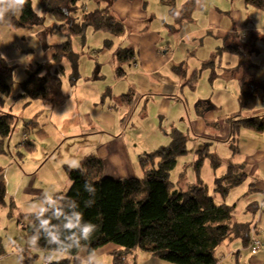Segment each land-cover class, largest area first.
Instances as JSON below:
<instances>
[{
	"label": "crops",
	"instance_id": "crops-1",
	"mask_svg": "<svg viewBox=\"0 0 264 264\" xmlns=\"http://www.w3.org/2000/svg\"><path fill=\"white\" fill-rule=\"evenodd\" d=\"M94 2L98 7L96 10H100V7L110 8L115 17L125 25L126 34L116 39L120 40L118 43L120 46L116 50L126 48L133 50L134 53L133 59L124 66V68L127 66L126 76L118 80L114 91L111 92V95L114 93L111 96L112 101L122 102L121 106L120 103H116L120 108L115 110L121 111L122 115L126 114L129 119L135 104L137 107L145 99L146 105L151 106L153 101L162 118L171 124V129L177 128L183 132L189 141H192L193 149L197 150V153L207 146L208 148L223 146L232 153L231 159L234 163L226 165L219 152H213L219 160L220 167L217 169L212 167L213 175L210 182L202 178L201 168H196L197 178L195 182L188 183L189 189L184 184L175 183L173 189L187 192L199 181L212 189L214 186L210 185L211 183L230 172L245 174L244 183L240 189H236L238 191L234 189L223 200L219 197V202L236 207L231 223L239 228L238 232L233 233L220 246H227L230 254L235 253L236 262H229L232 257L229 256L220 259L219 264H243L241 253L245 248L250 250L252 256H258L262 252L264 256V249L253 253L250 248L254 237L263 244L259 237L264 234V227L261 230L259 225L264 223V130L257 132L241 128L234 143L231 141L232 128L228 121L237 113H240L242 120H264V11L247 4L245 0H94ZM3 7L7 9L9 5L5 4ZM83 7V11H91L86 8V4ZM20 15L21 12L16 14L6 12L4 20L0 21V51L7 64L17 69L15 80L18 87L28 78V69H36L40 63L53 62L56 51L55 45L48 44L46 60L38 58L39 63L32 64V56L36 51L35 43L31 39L28 40L23 29L16 31L12 25L13 20ZM87 33L88 31L84 38H72L73 52L64 63L72 59L79 61L78 48L85 54L83 50L85 42H88ZM66 39L67 34L64 41ZM117 51L112 57L113 64L116 65L115 78L118 66ZM241 56L244 57L240 58ZM63 72L66 73L65 68ZM189 74L191 76L187 80ZM194 77L196 80L190 85ZM130 78L141 79L145 86L143 93L136 84L122 86ZM55 79L53 82L49 79L48 98L43 101V110H50L49 107L53 109L54 106L62 104L63 100L66 107L72 98L67 90H64V95L62 94V86L58 85V78ZM79 81L72 80L71 86L78 87ZM52 83L55 87L50 92ZM244 88L254 92L256 101L252 108L242 110L240 96ZM18 91L20 89L16 91L17 96ZM116 94L122 95L119 100L116 99ZM129 96H132V99L123 102V98ZM9 98L6 99V104ZM20 102H24L25 107L33 103L26 106L25 101ZM112 107L111 105L108 112L114 111ZM88 117L92 128L81 130L82 134L93 135V132L100 130H103V133L108 131L104 129L106 115L103 114L102 120L98 117L95 120L91 116ZM25 123L30 126L26 130L30 131L34 124L30 121ZM115 128L113 133L116 134L109 132L108 135L101 137L102 140L95 144L91 155L104 161L105 174L108 177H139L142 171L137 170L140 174L136 173L134 165L126 174L118 172L126 161L130 162L127 152L128 139L136 129L128 128V131L132 132L125 134L126 128L122 126V134L127 137H120L117 123ZM38 131L41 138L48 137L42 128ZM24 136L26 139V134ZM158 136L164 141L168 140V135H165L164 139L160 133ZM22 145L26 151H35V144H30L29 140ZM3 149L5 152H0V156L7 160V164L5 168L0 166V181L6 186L5 204L0 203V264H25V260L37 257L36 253L39 252L32 246L31 224L27 220V215L43 212L42 204L47 206L49 204L47 207L49 209L55 204V196L66 193L70 185L68 181L64 183L61 179L65 185L64 189V185H56L47 180L50 169L45 168L52 161L48 153L43 160L33 163L28 159L24 163L23 158L9 155L11 146L7 149V141L4 142ZM33 164L34 171L37 168L45 169L44 183L39 190L35 183L36 175L26 168ZM115 164H119V167H115ZM11 171L13 174L10 178ZM51 184L53 186L49 189ZM12 186L17 188L16 191L13 190L17 193L11 191ZM243 187H247L246 190L241 189ZM254 229L256 233L253 232ZM117 249L114 245H107L91 254H84L82 264H113L112 253ZM225 252L220 251V254L224 255ZM60 257L54 261L67 258V255ZM142 257L145 258L144 261L140 260ZM50 260L53 261L52 258ZM127 261L128 264H171L141 251H137L135 258L128 256ZM249 261L252 264H262V261L252 259Z\"/></svg>",
	"mask_w": 264,
	"mask_h": 264
},
{
	"label": "trees",
	"instance_id": "trees-1",
	"mask_svg": "<svg viewBox=\"0 0 264 264\" xmlns=\"http://www.w3.org/2000/svg\"><path fill=\"white\" fill-rule=\"evenodd\" d=\"M80 1H41L43 13L54 15L62 23L60 30L68 33L67 39L55 47L53 62L40 63L36 69L27 70L28 78L19 85L20 94L16 98L25 101L26 106L48 98L50 78L47 71L57 65L55 73L59 75L63 72L64 60L73 52V37L84 38L91 28L94 32L105 34L106 47L111 48L117 38L125 36V25L110 8L83 11L84 7L79 6ZM245 1L264 11V0ZM44 23L45 18L37 14L33 3L27 0L20 17L14 19L12 25L16 31H20L31 30ZM133 57V50L124 48L117 51V80L126 76V70L121 65L127 64ZM16 72L17 69L7 64L0 51V108L6 105V99L14 92ZM195 80L194 77L190 85ZM57 82L61 85L60 79ZM130 99L132 96L124 97L123 102ZM255 101L254 92L244 88L240 96L241 109L252 108ZM117 106L115 104L112 109ZM228 121L234 143L241 128L257 132L264 130L263 119L242 120L240 113L234 114ZM15 122L16 118L12 115L0 116L2 153L5 152L4 142L13 133ZM168 135L171 145L162 146L141 160L145 167L142 179L106 177L105 163L95 155L81 160L76 169L64 167L71 183L68 191L56 195L55 204L48 210L27 215L33 249L61 252L69 256L50 264H82L84 254H91L111 244L118 248L112 253L113 264H128V256L137 251L171 264H219L216 250L239 231L231 223L236 207L216 203L209 187L202 181L187 192L173 190L171 173L179 158L188 154L189 139L177 128H173ZM232 150H235V146ZM197 154L198 169L208 157L212 158L214 169L220 167L218 159L209 152L208 147ZM245 177V174L230 172L216 179L213 194L225 199L231 191L242 186ZM5 197L6 186L0 181V203L5 204ZM90 225L93 226L92 230L85 236L84 228ZM32 260H36V257L24 262L31 264Z\"/></svg>",
	"mask_w": 264,
	"mask_h": 264
},
{
	"label": "rangeland",
	"instance_id": "rangeland-1",
	"mask_svg": "<svg viewBox=\"0 0 264 264\" xmlns=\"http://www.w3.org/2000/svg\"><path fill=\"white\" fill-rule=\"evenodd\" d=\"M30 1L34 5L35 12L45 18V23L43 26L34 28L32 31L28 29L23 30V33L28 37V40L31 39V41L35 43L34 47L36 48V51L32 56V64H34L36 62L39 63L38 58L46 60L48 48L47 45H61L64 42V39L66 38V34L68 32L60 30L59 27L62 23L59 22L54 15L43 13L41 5L42 0ZM85 4L86 8L90 9L91 11H95L96 8H98L94 0H81L79 6L83 7ZM103 8L104 7H100V10H102ZM87 34L88 42H85L83 50L85 54H82L81 49L78 48L77 54L80 56L79 61L77 59V61L72 59L70 62L63 63L66 69L65 74L64 72H60L59 75L55 73L57 65H54L47 71L52 82L56 80V76L58 79H60L63 95L64 90H67L69 93H71L72 98L70 99V102L66 105V107H64V100L62 104L54 106L53 109L52 107H49L50 110L42 109L44 105L43 101H33L30 106L25 107L24 102H20L15 99L20 94V91H18V96L16 95L17 89H20L18 86H16L12 96L7 100L6 106L0 108V116L9 114L16 118L13 133L7 140V149L8 146H11V153H9V151L8 153L9 155H11V157L14 156L15 158H23L22 160H24V163L28 159L33 161V163L38 160H43L46 156L45 154L48 153L52 161L45 168L47 169L48 167L50 169L47 180H50V183H54L56 185L60 184L61 186L64 185L65 181H68L67 183H69L70 185L71 183L64 167L69 165L71 166V169H76L77 167H73V164L77 161L80 164L81 160L88 156H91L95 144L98 141L102 140L101 137L108 135L109 132L111 134H116L113 133V131L116 130L115 125L117 123L119 125L118 136L120 137H127L125 134L128 132H132L128 131V128L130 130L136 129V131L133 132V134H131L128 139L127 152L130 158V162L126 161V163H124L122 167L119 168L118 172H120L121 174H126L127 172L131 171V166L134 165L135 172L138 173L137 170H139L142 171V174L139 175V177H132L142 179L145 174V167L141 160L145 159L146 155L153 152L154 150L161 148L162 146L171 145L172 141L168 135L172 130L171 124L168 120L166 121L162 118V115H160L158 111V107L155 106V103L153 101H151L150 106L146 105L145 99H143L137 107L136 104L133 106L134 110L131 112V115L129 114L131 116V118L129 116V119L126 114L122 115L121 111L114 109L113 112H108V109L111 105L115 106L116 103H120L117 100L112 101L111 97L114 95V93H112L111 95V92L114 91L116 83L118 82V80L114 76L116 65L113 64L112 57L115 51H117L116 49L120 46L118 45L120 40H115V44L111 48H107L105 44V34L101 32L95 33L91 28L88 30ZM91 43L92 45H90ZM125 65L126 63L121 65L122 69L127 68V66L124 68ZM98 75L99 77H97ZM190 76L191 75L189 74L187 80L190 78ZM72 80L73 82L75 80H80L79 86L76 88L72 87ZM140 80V78H130L129 80L125 81L122 86L136 84L138 88H141L142 91L140 92L143 93L145 90V86ZM53 85V83L50 85V92L54 90L53 87H55V85ZM116 92H118V89L116 90ZM121 96L122 95L116 94V99L119 100ZM86 98L87 100H85ZM121 105L122 102L120 103V106ZM119 108V106L116 107V109ZM42 110L45 113H43ZM103 114L107 116V118L104 119L106 126L104 127V129H107L108 131H105V133H103V130L99 129L100 131L93 132V135L82 134L81 130H91L92 128L90 126L88 116H91L92 118H94V120L97 117L101 118L100 120H102ZM118 115L121 117H118ZM26 121H28V123L30 121L31 124H34L33 126H31L30 131L26 130L28 127H30L25 123ZM122 126L126 128L125 134H122ZM41 128L47 132V138H41L39 136L38 132L40 131L38 130ZM159 133L162 135L163 139L165 135H168V140H162V138L158 136ZM24 134H26V139ZM27 139L29 140L30 144H35V151H26L22 144L24 142H28ZM160 139L162 141H160ZM216 151L219 152L226 165H231L234 163V161L231 159L232 153L228 152L223 146H221L220 148L209 147V152L212 155L214 154L213 152ZM197 156V150L193 149L192 141H189L188 154L179 158V167H176L177 169L175 168V170H173L171 173L170 181L172 184H184L188 189L190 188L188 183L195 182V178H197L196 168L199 167L197 166ZM6 164L7 160L4 157L0 156V166H3L5 168ZM212 164V158L208 157L201 167L202 178L207 182H210V180H212ZM118 165L119 164H115V167H119ZM26 168L29 172H34V174L36 175L35 183L37 185V189L39 190L41 185L44 183L45 169L41 170L40 168H37L34 171L35 164L31 165L30 168H28V166ZM148 168L150 169L151 165ZM12 174L13 171L10 172V178L12 177ZM61 179L64 183L61 182ZM210 185L214 186L215 188V181ZM52 186L53 184L49 186V189H51ZM214 188L210 189V194L215 197L216 203H218L220 201V196L216 197V195L213 194ZM246 188L243 187L241 189L246 190ZM16 189V187L12 186L11 191L14 192L13 190L16 191ZM236 189L240 188L238 187ZM236 189L234 191H238ZM42 205V211L46 210L47 207L50 206L49 204L48 206L45 204ZM263 227L264 223L259 225V228H261V230L263 229ZM259 238L263 241L264 244V234H261ZM245 249H242L243 252L241 253L243 255V264H252L249 259H252L253 261H262V264H264V256L262 254L263 252L258 256H252L250 250ZM220 251L226 252L224 253V255H221ZM136 253L130 255L134 256L135 258ZM216 254V256H218L221 260L225 259L226 257L232 256L229 262H236V254H230L228 252L227 246L218 248L216 250ZM36 255V260H32L31 264H46V260H50L52 258L53 261L50 260V264L51 262H55L54 259L61 258L60 255H64L65 257L67 254L61 252L39 251L38 253H36ZM67 258H69L68 255ZM144 259L145 258L142 257L140 260L144 261Z\"/></svg>",
	"mask_w": 264,
	"mask_h": 264
},
{
	"label": "clouds",
	"instance_id": "clouds-1",
	"mask_svg": "<svg viewBox=\"0 0 264 264\" xmlns=\"http://www.w3.org/2000/svg\"><path fill=\"white\" fill-rule=\"evenodd\" d=\"M5 4L9 5L7 9L3 7ZM26 4L27 0H0V21L4 20L6 12H11L12 14L22 12ZM73 167H79V162L77 161L74 163ZM92 227L93 226L90 225L84 228L85 236H87V234L92 230Z\"/></svg>",
	"mask_w": 264,
	"mask_h": 264
},
{
	"label": "built area",
	"instance_id": "built-area-1",
	"mask_svg": "<svg viewBox=\"0 0 264 264\" xmlns=\"http://www.w3.org/2000/svg\"><path fill=\"white\" fill-rule=\"evenodd\" d=\"M254 233H256V230L254 229L253 231ZM264 249V244H262V242L257 239V238H253L252 239V243H251V250L253 253H256L257 251ZM49 259L46 260V264H49Z\"/></svg>",
	"mask_w": 264,
	"mask_h": 264
}]
</instances>
